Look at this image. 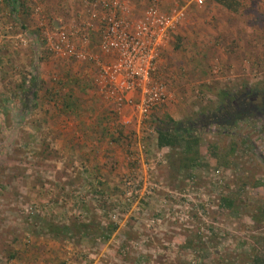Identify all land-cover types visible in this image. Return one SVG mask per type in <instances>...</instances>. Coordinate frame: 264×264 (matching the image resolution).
Listing matches in <instances>:
<instances>
[{
    "label": "rangeland",
    "instance_id": "374dc122",
    "mask_svg": "<svg viewBox=\"0 0 264 264\" xmlns=\"http://www.w3.org/2000/svg\"><path fill=\"white\" fill-rule=\"evenodd\" d=\"M18 1L14 12L0 0V145L9 144L0 163V264H257L264 118L209 125L193 170L156 146L152 118L185 120L216 107L223 92L264 88V0H230L233 11L212 0H118L131 19L151 5L180 13L149 78L164 83L167 98L147 116L127 105L117 111L95 81L97 63L114 60L102 53L99 30L112 8ZM60 32L86 58L54 53L48 38ZM109 220L117 229L102 240L96 224ZM64 225L72 232L56 229Z\"/></svg>",
    "mask_w": 264,
    "mask_h": 264
},
{
    "label": "built area",
    "instance_id": "2783aa9c",
    "mask_svg": "<svg viewBox=\"0 0 264 264\" xmlns=\"http://www.w3.org/2000/svg\"><path fill=\"white\" fill-rule=\"evenodd\" d=\"M202 3V0H197ZM105 14L100 21V49L102 53L112 55L114 60H101L97 63L96 83L106 101L118 111L124 105L129 106L141 116L162 104L167 98L163 82L150 83V74L154 70L161 44L167 41L175 30L180 13L163 14L154 6H149L138 19H131L125 5L118 0H101ZM83 39L88 34L77 30ZM51 50L57 55L72 58H86L85 47L76 50L68 35L60 32L48 38ZM135 93H140L135 101Z\"/></svg>",
    "mask_w": 264,
    "mask_h": 264
},
{
    "label": "trees",
    "instance_id": "16d2710c",
    "mask_svg": "<svg viewBox=\"0 0 264 264\" xmlns=\"http://www.w3.org/2000/svg\"><path fill=\"white\" fill-rule=\"evenodd\" d=\"M212 1L221 4L228 10L233 11L236 9L233 7V3H229L230 0ZM6 3L10 4L14 12L17 11L20 6L18 0H6ZM36 95L37 92L33 89L31 91L30 101H34ZM221 97L222 98L216 107L207 111H202L185 120L176 121L171 118L167 120L160 119L159 117L152 118L153 129L156 133V146L160 149L168 148L169 150H172L173 156L177 157L173 163H178L177 166L179 169L193 170L194 167L199 165L200 135L209 125H216L225 128L227 126H232L237 121L246 120L254 113L260 114V116L264 118V88L259 91L258 89L249 86L244 90L243 94L235 93L229 95V93L223 92ZM15 123L17 124V121H15ZM104 130L107 129L104 128ZM8 146V142L5 146L3 144L0 145V163H2V160L5 158L3 150L6 152L9 148ZM213 156H216V154ZM223 165L226 167L229 164ZM221 201L224 202L221 203L223 204L222 206L227 209L233 206L232 201L227 197H222ZM253 220L264 223V202L257 207V213L253 215ZM117 224L116 221L109 220L104 226L96 224L95 230L100 234L102 240H108L111 234L117 229ZM71 226L64 225L61 229L59 227H56V229L58 228L57 230L60 233L63 231L65 234H69L72 232ZM82 227L87 233L90 232L87 230L89 229L90 224L84 223L82 224ZM256 261L257 264H264V257L260 258L259 261Z\"/></svg>",
    "mask_w": 264,
    "mask_h": 264
},
{
    "label": "crops",
    "instance_id": "0c3cea01",
    "mask_svg": "<svg viewBox=\"0 0 264 264\" xmlns=\"http://www.w3.org/2000/svg\"><path fill=\"white\" fill-rule=\"evenodd\" d=\"M172 33V32H171ZM171 33L169 34V35H171ZM168 41V40H167ZM107 130H109V129H107ZM107 130H106V133H107ZM103 133H105V132H103Z\"/></svg>",
    "mask_w": 264,
    "mask_h": 264
}]
</instances>
